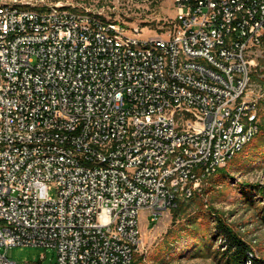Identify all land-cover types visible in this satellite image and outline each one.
<instances>
[{
  "label": "built area",
  "instance_id": "built-area-1",
  "mask_svg": "<svg viewBox=\"0 0 264 264\" xmlns=\"http://www.w3.org/2000/svg\"><path fill=\"white\" fill-rule=\"evenodd\" d=\"M175 3L152 37L0 3V250L132 264L140 214L159 220L258 135L264 0Z\"/></svg>",
  "mask_w": 264,
  "mask_h": 264
},
{
  "label": "rangeland",
  "instance_id": "rangeland-1",
  "mask_svg": "<svg viewBox=\"0 0 264 264\" xmlns=\"http://www.w3.org/2000/svg\"><path fill=\"white\" fill-rule=\"evenodd\" d=\"M29 8L46 9L62 5L81 13L117 23L143 37L165 36L174 29L177 14L175 0H0ZM250 96L258 103L260 127L264 126V52L253 69ZM264 133H258L242 152L212 175L201 191L186 199L179 197L177 209L167 211L153 222L146 212L140 214L139 254L146 264H222L218 249L222 243L214 238L215 215L223 217L236 233L253 248L254 257L264 258V202L252 185L264 190ZM251 187L241 189V184ZM55 196V191L51 192ZM259 203V201H261ZM213 229V230H212ZM176 239L174 244L167 241ZM14 264H57L53 248L16 246L0 253Z\"/></svg>",
  "mask_w": 264,
  "mask_h": 264
},
{
  "label": "trees",
  "instance_id": "trees-1",
  "mask_svg": "<svg viewBox=\"0 0 264 264\" xmlns=\"http://www.w3.org/2000/svg\"><path fill=\"white\" fill-rule=\"evenodd\" d=\"M264 133V126L260 127L259 133ZM245 152V150H244ZM261 158H264V148L261 151ZM241 189L244 187H251L248 183L241 184ZM252 189L257 191L264 202V190L260 187L259 184L252 185ZM179 198L176 201L175 207L172 210L177 209L181 204H179ZM259 201L260 202H262ZM261 219L264 220V205L261 212ZM213 226V235L214 238H220L222 240L221 245L218 249L219 260L222 264H264V258L262 257H254L252 253L254 252L252 246L245 241L242 237H240L233 227L227 223V221L219 216L215 215ZM177 240L171 239L166 242V244H174ZM132 264H146L144 254H139L137 251L134 254L133 263Z\"/></svg>",
  "mask_w": 264,
  "mask_h": 264
}]
</instances>
